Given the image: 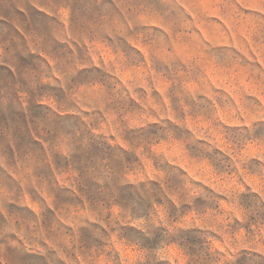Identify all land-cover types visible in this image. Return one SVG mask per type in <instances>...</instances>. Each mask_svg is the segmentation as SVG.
Masks as SVG:
<instances>
[{
  "label": "rangeland",
  "instance_id": "obj_1",
  "mask_svg": "<svg viewBox=\"0 0 264 264\" xmlns=\"http://www.w3.org/2000/svg\"><path fill=\"white\" fill-rule=\"evenodd\" d=\"M0 264H264V0H0Z\"/></svg>",
  "mask_w": 264,
  "mask_h": 264
}]
</instances>
